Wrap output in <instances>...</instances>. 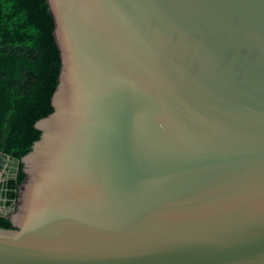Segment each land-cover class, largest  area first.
<instances>
[{
    "label": "water",
    "instance_id": "95a60500",
    "mask_svg": "<svg viewBox=\"0 0 264 264\" xmlns=\"http://www.w3.org/2000/svg\"><path fill=\"white\" fill-rule=\"evenodd\" d=\"M60 68L0 264H264V0H46Z\"/></svg>",
    "mask_w": 264,
    "mask_h": 264
},
{
    "label": "trees",
    "instance_id": "16d2710c",
    "mask_svg": "<svg viewBox=\"0 0 264 264\" xmlns=\"http://www.w3.org/2000/svg\"><path fill=\"white\" fill-rule=\"evenodd\" d=\"M53 28L46 0H0V229H11L20 159L40 136L34 124L52 112L60 68Z\"/></svg>",
    "mask_w": 264,
    "mask_h": 264
},
{
    "label": "rangeland",
    "instance_id": "374dc122",
    "mask_svg": "<svg viewBox=\"0 0 264 264\" xmlns=\"http://www.w3.org/2000/svg\"><path fill=\"white\" fill-rule=\"evenodd\" d=\"M2 173H3V171L0 172V177H1Z\"/></svg>",
    "mask_w": 264,
    "mask_h": 264
},
{
    "label": "flooded vegetation",
    "instance_id": "af4514ba",
    "mask_svg": "<svg viewBox=\"0 0 264 264\" xmlns=\"http://www.w3.org/2000/svg\"><path fill=\"white\" fill-rule=\"evenodd\" d=\"M6 167V166H5Z\"/></svg>",
    "mask_w": 264,
    "mask_h": 264
}]
</instances>
